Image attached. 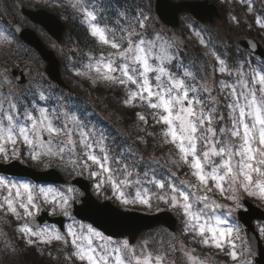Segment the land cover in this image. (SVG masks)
<instances>
[{
	"label": "snow or ice",
	"instance_id": "obj_1",
	"mask_svg": "<svg viewBox=\"0 0 264 264\" xmlns=\"http://www.w3.org/2000/svg\"><path fill=\"white\" fill-rule=\"evenodd\" d=\"M241 3L252 12L248 0ZM77 10L101 46L99 56L87 57V71L77 75L94 72L89 76L93 82L121 88L125 106L150 110L147 115L138 111V119L144 125L151 120L160 126L159 143L170 146V162L177 170L187 168L186 178L171 170L161 175L154 162L137 157L131 146L115 151L108 137L83 114L66 109L59 98L53 104L44 93L30 101L9 93L4 97L7 107L0 103V160L23 155L38 164L57 160L70 176L86 174L93 179L98 191L108 186L122 205H150L155 196L181 213L183 233L193 243L226 250L233 260L248 264L236 250L238 225L217 214L222 206L208 193L218 191L231 201L235 208H229V214L243 207L241 191L264 201V63L252 67L247 60L229 68L217 55L219 66L214 71L227 74L228 79L209 86L199 69H188L170 43L148 32L150 16L143 12L129 16L131 9L120 3L105 5L104 0H81ZM253 17L264 30V13ZM8 39L0 32V40ZM145 134L155 138L157 132L145 129ZM17 144L27 151H19ZM73 192L71 187L62 190L0 176V211L17 221L30 218L19 226L26 243L70 244L71 256L80 264H164L166 253L154 255L143 245L137 249L128 240L117 242L91 225H77L74 217L66 235L36 221L45 206L51 214L69 216ZM259 230L264 234V227Z\"/></svg>",
	"mask_w": 264,
	"mask_h": 264
},
{
	"label": "rangeland",
	"instance_id": "obj_2",
	"mask_svg": "<svg viewBox=\"0 0 264 264\" xmlns=\"http://www.w3.org/2000/svg\"><path fill=\"white\" fill-rule=\"evenodd\" d=\"M14 1L15 0H0V32H4L9 37L7 41L0 40V63L2 64V66H0V85L4 87L3 91L0 90V103H3L4 107H7V104L4 102V97L8 96L9 93L12 97L22 100L25 95H28L30 98L35 95L38 98L40 93H44L45 91L52 92V89H54L46 83L49 82V79L45 75L44 62L41 60L39 55H37L31 49L29 50L26 45L18 39L16 34L12 33L11 26L13 25L14 20L21 22L23 25H30L31 27H34L31 22H28L20 15V12L15 7ZM19 1L22 2L27 8H44L50 12H54L64 21L68 22V20H73L74 24L75 21H79L80 24H83V26L87 28V25L81 19V12L77 10V6L80 5L81 0ZM211 1L218 6L221 12L224 13L220 21L202 26L188 14L181 17L179 28L175 31L181 34L186 40L187 48L184 50L175 42V39L173 38L175 31L163 25L156 16L153 5L154 0H136V3L139 6V10L136 13L143 12L145 15L150 16V19L148 20V32H155L159 34L163 41L170 43L171 49L182 48L181 50L183 51L182 58L184 64L189 70L193 72H196L197 69H199L200 74L207 78L209 86H212L213 81L218 82L221 79H228L227 74H219L217 71H214V69L218 68L219 66L216 59L217 55L225 61V64L229 68L233 67L236 62H243L247 61L248 59L250 60V58L247 59L243 57V52L240 50L239 46H237V40L243 37V35L245 37L249 36L250 38H255L264 48V30L260 29L254 23L253 17V13H261L259 11H262L261 0H248V2L253 5L252 12L247 11L245 5L241 3V0ZM237 20L239 23H237ZM37 32L46 42V44H49L50 48L54 49L59 55L62 65V77H64L70 87H72V93L70 96H73L75 99L82 98L83 100H86L87 103H89L88 101H93L92 95H97V92L100 88H112L115 91L120 88L119 86L113 87L107 85L104 82H93L89 76L94 75V72L90 73L89 75H77V71H87V69L84 67L88 62L87 59L85 60V57L99 56L101 52V46L98 44V42L96 45L94 44L96 49L91 48L92 50L85 47H72L70 42L71 40L69 38L63 42V46H59L42 28H39ZM201 41H203V43H201ZM225 42H227V45L225 48H223L224 51L217 48L216 43L221 46ZM234 46L237 47L240 54L236 57L235 62L234 60L231 62L230 58H228L230 55L228 52L232 49H235ZM83 49H85L86 54L82 53ZM172 51L175 52L174 49H172ZM245 55H247V53H245ZM247 56L249 57L250 55ZM255 60V65H253V62H251L252 67H256L257 65L264 63V61H262L260 58H256ZM8 61L9 65L13 67H15L14 61L21 62V69L32 67L31 73L27 77L28 81L26 84L19 86L16 83L15 79H13L9 72V65H6ZM216 91H219L218 85L216 87ZM124 99L125 98H122V100H119L117 103H115V111L111 110L109 113L105 112L104 115L101 112L100 117L109 120V122H112L113 120L115 124H119V117L123 115L122 113L132 109L136 112L137 123L144 125V123L138 119L137 112L144 111L147 115L150 110L125 106L123 103ZM149 124H152L151 120H149ZM95 127L98 131L105 133L103 128H98L96 125ZM154 127L159 128L160 126L155 125ZM16 147L22 153L27 151V149L20 144H17ZM165 156L166 157L162 161H160L161 158H157V155L153 157L151 154L149 157L153 159L152 162H154V165L157 166L158 170L160 169V165L163 163L167 170L176 171L180 179H185L186 177L183 175V173L187 171V168L184 167L177 170L170 162L169 154L167 153ZM13 160H19L22 164L25 163L34 169H42L40 166L47 165L44 168L47 170V168L52 166L49 160H45L43 164H38L36 161L31 160L27 155H23L20 159H11L7 162L10 163L13 162ZM2 161L3 160H0V162ZM167 170L164 172V174L160 170L158 172L161 175H165ZM187 179L192 180L190 176L187 177ZM25 180L32 183L27 179ZM89 180L92 182L93 193L98 199L102 201L105 199L112 200L115 205H118L125 211L139 210L146 214H150L161 210H168L178 218V226L176 228L177 230L173 233L164 227L155 228L151 231H146L140 234L139 238L136 240V243L132 245L130 244L131 246L139 249V247L143 245L145 246L146 250H150L154 255L157 253L165 255L166 253L167 255L164 264H193V261L195 264H242L240 258L233 260L229 255L226 254V250L222 251L215 248L214 246H204L199 242L193 243L191 236L185 235L183 233L184 225L182 223L181 213L170 204L161 200H157L155 196H152L150 205H142L139 203L122 205L119 203V201L114 199L111 189L108 186H104L98 191L94 186L93 179L89 178ZM192 182L195 181L193 180ZM68 187L74 189V192L70 194L73 199L68 205L69 216H65L59 212L56 214H51L48 210V206H45L41 210L48 212L53 217L63 216L65 218L66 224L64 231H61L62 234L65 235L67 226L73 223V220L70 219V217H74L72 211L73 204L74 202L80 203V198L83 195L81 191H79L77 188H74L70 183L66 184L64 187H59L58 189L63 190ZM154 191L160 192L161 190L154 189ZM238 195L243 207L235 209L233 212H231V214H229L227 210L229 208H235L232 202L220 195L218 191L208 193L210 200L215 201L217 205L222 206L220 209H218L217 214L222 215V217L225 219H228L229 217L234 218L233 221L229 220L230 223L237 224L240 229L239 238L236 240L237 252L241 253L242 257L246 258L248 264H255V253L248 245L247 238L245 237L244 226L238 222V213L240 210H245L244 204L242 203L244 199L252 201L261 208H264V201L256 197L247 196L242 191L238 193ZM39 214H37V216ZM29 221L30 218L17 221L10 214L0 211V264H52L53 261L54 264H80V262L74 256H71L73 249L70 244L66 246L61 242H53L51 244L40 242L33 244L26 243L25 239L22 238L19 232V226H22L23 223ZM75 222L77 225L83 224L85 226H89V224L84 222L82 223L76 219ZM254 224L256 225L260 236L263 238L264 234H262L259 229L264 227V223L255 222ZM55 227L59 230L57 226ZM113 240L121 242L128 239L125 237ZM181 244L184 245L183 248H181ZM173 247L176 249V251L172 250ZM189 256H192L193 260H190ZM42 259H45V263L41 262ZM46 259L48 261H53L48 262Z\"/></svg>",
	"mask_w": 264,
	"mask_h": 264
},
{
	"label": "water",
	"instance_id": "obj_3",
	"mask_svg": "<svg viewBox=\"0 0 264 264\" xmlns=\"http://www.w3.org/2000/svg\"><path fill=\"white\" fill-rule=\"evenodd\" d=\"M156 11L157 15L160 17L161 21L170 27H177L179 25L180 14L189 12L196 19L201 22L212 21L214 16H218L215 6L207 1H183V2H173L171 0H157L156 1ZM20 11L23 12L25 16L30 18L33 22L41 23L48 32L51 33L55 38L60 40L63 35V27L60 25L53 16L47 18L42 11L35 12L33 10H26L21 4L18 3ZM16 34L27 44L36 48L40 55L43 56L47 62L46 72L48 77L64 88L67 87L60 73L59 60L54 52L49 51L45 44L39 39L37 33L31 29H27L21 26L19 23L14 26ZM175 38L178 39L179 43L184 45L183 38L179 37L177 34ZM252 52H256L261 56H264V52L260 45L255 42L245 41L243 43ZM30 70L26 71H16L12 69V73L21 84L26 81V74ZM0 173H6L9 175H16L20 177H29L37 182H53L58 183L64 182V178L61 176L60 172L55 169H50L47 171H35L27 166H22L18 162H13L12 164H0ZM72 183L78 186L84 191V196L82 197V204H74V215L80 221H85L92 226L99 229L105 235H108L114 239L120 237H128L130 244H133L139 234L145 230H150V228L156 226L164 225L171 231H175L177 219L168 211H161L155 214H144L136 211H124L119 207L115 206L111 201L106 200L100 202L91 193L90 182L84 178H76ZM247 211H239V217L244 226L247 227L246 235L248 237L250 246L255 249L257 253L256 263L264 264V246L262 244V239L257 232L253 221L260 220L264 221V210L255 206L254 203L244 201ZM39 223L50 222L57 224L61 230L64 229V218H53L47 213H43L36 219Z\"/></svg>",
	"mask_w": 264,
	"mask_h": 264
},
{
	"label": "trees",
	"instance_id": "obj_4",
	"mask_svg": "<svg viewBox=\"0 0 264 264\" xmlns=\"http://www.w3.org/2000/svg\"><path fill=\"white\" fill-rule=\"evenodd\" d=\"M105 98V104H109L110 107L112 106V101L115 99L113 94H109ZM79 102V108L81 109L82 114L84 115L85 120L90 122V104L85 102V100H80ZM135 111L129 110L127 113L120 116V122L118 125L112 124L110 127L108 126L106 136L108 137V143L113 147L115 151H120L121 148H128L131 146V151L134 152L137 157H143L145 162H152V158L149 157L151 154L153 157L157 155L158 159L161 158L160 161H162L168 153L169 147L168 145H161L159 143V139L153 138L152 136H148L145 134V129L148 132H157L155 129L151 128L150 125L141 126V125H133L135 122ZM145 141L146 143H144ZM148 157V158H147ZM147 158V159H146ZM159 161V162H160ZM158 162V163H159ZM155 166V165H154ZM160 171H166V166L162 163L160 165ZM157 168V171H159ZM67 176L70 177V175L65 172ZM74 176V175H72ZM28 258V257H27ZM47 260V259H46ZM48 261V260H47ZM53 261V260H51ZM48 261V262H51ZM42 263H45V259H42ZM54 264V261L53 263Z\"/></svg>",
	"mask_w": 264,
	"mask_h": 264
},
{
	"label": "flooded vegetation",
	"instance_id": "obj_5",
	"mask_svg": "<svg viewBox=\"0 0 264 264\" xmlns=\"http://www.w3.org/2000/svg\"><path fill=\"white\" fill-rule=\"evenodd\" d=\"M104 3H105V5H108V4H115V3H120V4H123L124 5V8H128V9H131L132 10V12L131 13H129V16H131L132 15V13H134V8H133V6H132V0H123V3H122V1L121 0H104ZM69 21V20H68ZM70 22V24H74V21L73 20H71V21H69ZM68 31H69V36H68V38L71 40L70 42H71V44H72V47H75V46H77L78 47V42H77V37H76V35H75V33L74 32H72V31H70L69 29H68ZM74 34V35H73Z\"/></svg>",
	"mask_w": 264,
	"mask_h": 264
}]
</instances>
